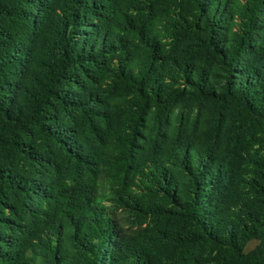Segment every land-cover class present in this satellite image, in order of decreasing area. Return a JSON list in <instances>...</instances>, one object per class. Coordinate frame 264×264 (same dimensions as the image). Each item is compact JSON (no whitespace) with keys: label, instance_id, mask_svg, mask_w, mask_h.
<instances>
[{"label":"trees","instance_id":"16d2710c","mask_svg":"<svg viewBox=\"0 0 264 264\" xmlns=\"http://www.w3.org/2000/svg\"><path fill=\"white\" fill-rule=\"evenodd\" d=\"M0 264H264V0H0Z\"/></svg>","mask_w":264,"mask_h":264},{"label":"rangeland","instance_id":"374dc122","mask_svg":"<svg viewBox=\"0 0 264 264\" xmlns=\"http://www.w3.org/2000/svg\"><path fill=\"white\" fill-rule=\"evenodd\" d=\"M255 242H250L247 246L246 249L252 248L254 246Z\"/></svg>","mask_w":264,"mask_h":264}]
</instances>
